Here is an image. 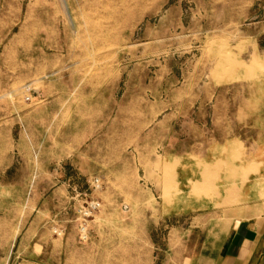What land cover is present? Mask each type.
<instances>
[{
  "label": "rangeland",
  "instance_id": "374dc122",
  "mask_svg": "<svg viewBox=\"0 0 264 264\" xmlns=\"http://www.w3.org/2000/svg\"><path fill=\"white\" fill-rule=\"evenodd\" d=\"M2 130L34 149L8 176L19 185L0 197L2 225L53 230L59 264H159L167 228L205 208L176 211L180 164L164 158L205 182L229 141L242 147L231 161L264 162V0H0ZM37 164L50 197H25Z\"/></svg>",
  "mask_w": 264,
  "mask_h": 264
},
{
  "label": "crops",
  "instance_id": "0c3cea01",
  "mask_svg": "<svg viewBox=\"0 0 264 264\" xmlns=\"http://www.w3.org/2000/svg\"><path fill=\"white\" fill-rule=\"evenodd\" d=\"M237 57L240 58L241 54ZM251 67L259 68L262 64L255 58ZM213 71H207L205 78ZM217 71L221 73L223 69L218 68ZM220 79L221 85L232 81L230 74ZM212 82L200 80L199 88L212 85ZM24 111L21 109V112ZM32 112L27 111L26 114ZM21 116L23 117V114ZM18 134L22 133L18 131ZM12 136L10 130L0 132V197H10L9 191L19 185L7 181L8 176L18 169L17 156L34 152L33 147L23 148L21 142H14ZM241 151L242 147L234 141L212 148L209 154H218L221 157L217 161L208 162V182L203 181L201 173L197 177L190 171L185 173L183 170L186 169L183 165L180 166L183 158L172 155L164 158V161H177L180 164L174 169L177 193L170 194V197H176V211H179L178 208L184 206L185 202L196 206L205 205V208L191 210L196 215L188 228H167V243L159 264H264V162L259 159L253 163L252 160L231 161V155L240 157ZM213 165L215 167H212ZM37 166L26 181L27 186H32V191H27L25 197H50L49 194L39 195L36 187L41 182L53 184L55 177L47 170L42 181H39V176L34 175L35 168L40 169V165ZM197 183H200V191L191 195L192 186ZM182 197L187 199L180 203L179 198ZM222 204L225 206L217 218L216 206ZM176 215L182 216V213ZM4 222L2 225L0 220V264H59L55 249L57 240L51 233L53 230L33 224L8 225ZM194 234H201L199 242L185 238ZM90 262L92 263L86 264H105L104 259L94 258L90 259ZM106 262L132 264V259H121L117 256L106 259Z\"/></svg>",
  "mask_w": 264,
  "mask_h": 264
},
{
  "label": "built area",
  "instance_id": "2783aa9c",
  "mask_svg": "<svg viewBox=\"0 0 264 264\" xmlns=\"http://www.w3.org/2000/svg\"><path fill=\"white\" fill-rule=\"evenodd\" d=\"M94 184H95V187L96 188H99V181L98 180H95L94 181ZM99 207H100V204L98 202H96V203H94V202L89 203L87 209H85L84 212H83V216H85V217L90 216L91 213L94 210H96L97 208H99ZM82 231H83V233L86 231V226L84 224H83ZM54 232H56V231H54Z\"/></svg>",
  "mask_w": 264,
  "mask_h": 264
}]
</instances>
